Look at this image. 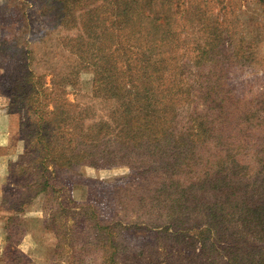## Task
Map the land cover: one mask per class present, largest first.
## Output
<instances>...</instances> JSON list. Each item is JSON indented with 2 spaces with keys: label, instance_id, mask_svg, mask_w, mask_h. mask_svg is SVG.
<instances>
[{
  "label": "trees",
  "instance_id": "trees-1",
  "mask_svg": "<svg viewBox=\"0 0 264 264\" xmlns=\"http://www.w3.org/2000/svg\"><path fill=\"white\" fill-rule=\"evenodd\" d=\"M249 2L243 20L224 0H0V89L55 199L49 264H264V0ZM83 71L104 116L65 97ZM83 166L127 172L56 195L51 174ZM29 198L2 199L3 264H34L16 242Z\"/></svg>",
  "mask_w": 264,
  "mask_h": 264
},
{
  "label": "rangeland",
  "instance_id": "rangeland-1",
  "mask_svg": "<svg viewBox=\"0 0 264 264\" xmlns=\"http://www.w3.org/2000/svg\"><path fill=\"white\" fill-rule=\"evenodd\" d=\"M235 2L238 8V13L240 19L247 20L249 14L252 11L253 3H247V0H224V3L228 6H231V3ZM28 38V35L26 36ZM253 76V75H251ZM261 78V75L258 74ZM79 84L75 88H68L69 92L65 95L66 99L72 103H77L79 106L87 105L91 106V109L96 110V116H104L108 111L101 100L91 99L89 96L92 73L90 71H83L79 76ZM250 77V76H248ZM53 77L46 73L43 75L42 83L44 85L45 96H41V100L46 102L45 109L47 111L52 110V100L55 98L54 86L52 84ZM12 100L9 99V96L5 91L0 89V258L1 254L5 253L4 246V224L5 218L8 212H11L13 209H9L8 205L2 201L3 198H9V202H16L18 198L22 197L24 194L29 195V203L22 208L21 211H17V215L21 218V224L24 227L25 233L19 235L20 237L16 240L17 247L20 248L24 253H27L29 257L33 260L34 264H49V248L52 246L55 241L52 234L48 233L43 229L45 216L50 212L53 204L51 199V193L41 192L38 193V183L35 181L38 175L33 173L29 175L30 172L36 170L34 162L32 161V152L34 149V141L27 140L25 132H22L20 129L21 114L15 110H11ZM53 147L59 148V141H54ZM28 150L27 155H31L28 158L22 160V157L25 156L26 151ZM56 150V149H54ZM28 168L26 171H21L20 166ZM49 171L53 170L52 165L48 166ZM51 174L50 182H54V191L56 195L65 196L66 186L68 178L74 177L77 173L81 172L80 180L85 184L84 191H89L91 185L96 184L95 180H109L113 178L124 177L127 169L122 166L115 168H105L96 170L90 166H83L76 170H67V172H62L59 170ZM77 176V175H76ZM31 183L29 188L25 185L26 183ZM25 185V186H23ZM104 188L103 197L108 196L109 187ZM90 192L93 193L96 190L90 188ZM73 198L80 200L82 196L81 189H74L71 192ZM109 200H105L106 207H108ZM9 204V203H8ZM74 204H70V208H74ZM104 206V210L106 208ZM111 209V207L109 208ZM18 236V233L15 235V238ZM67 250V248H66ZM0 264H3L0 259ZM62 264V262H61Z\"/></svg>",
  "mask_w": 264,
  "mask_h": 264
}]
</instances>
